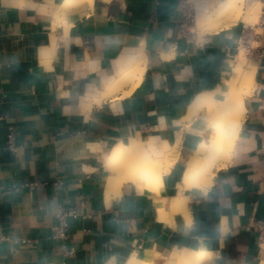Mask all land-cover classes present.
Segmentation results:
<instances>
[{"label": "crops", "instance_id": "1", "mask_svg": "<svg viewBox=\"0 0 264 264\" xmlns=\"http://www.w3.org/2000/svg\"><path fill=\"white\" fill-rule=\"evenodd\" d=\"M61 1L0 0V264H128L134 252L174 264L180 248L209 252L200 264H263V58L250 57L257 87L230 161L207 190H187L191 222L158 214L183 159L161 195L125 182L105 196L106 158L121 140L160 153L181 139L184 158L208 137L206 108L185 117L201 94L225 99L243 46L264 41V23L251 24L256 0L207 32L193 28L224 0H188L196 21L184 30L185 0H94L56 22ZM135 62L145 65L137 86L104 97L106 82ZM68 209L77 214L58 234Z\"/></svg>", "mask_w": 264, "mask_h": 264}, {"label": "bare ground", "instance_id": "2", "mask_svg": "<svg viewBox=\"0 0 264 264\" xmlns=\"http://www.w3.org/2000/svg\"><path fill=\"white\" fill-rule=\"evenodd\" d=\"M83 3L93 6L94 0H62L60 11L55 16L56 22H62L68 10ZM261 3H263L261 0H256L253 4L252 26L260 23ZM244 12L245 0H224L217 9L199 20L197 27L193 29L200 32L219 31L236 23ZM242 49L238 54L234 75L227 80L229 88L225 99L215 100L212 96L201 94L185 117L190 119L206 108L209 118L207 125L210 130L208 137L203 136L199 140V145L186 158L182 156L181 139L170 149L162 150L160 153H154L136 138L130 141L121 140L113 146L106 158L110 169L105 190L108 201L119 193L125 182H135L161 195V191L166 187L167 174L180 159H184L185 169L182 179L171 196L162 197L163 203L158 208V214L160 219L168 217L174 219L176 215H182L187 222H191L187 190L191 188L207 190L217 170L228 164L247 112L246 97L257 87V62L246 57ZM144 71L145 65L142 62H135L129 68L122 70L112 80L106 82L104 97L116 96L120 91H123L122 95L129 94L141 81ZM127 86H130V89L124 90ZM210 257L209 252L180 248L173 259L174 264H200ZM128 264L153 263L140 259L134 252Z\"/></svg>", "mask_w": 264, "mask_h": 264}, {"label": "built area", "instance_id": "3", "mask_svg": "<svg viewBox=\"0 0 264 264\" xmlns=\"http://www.w3.org/2000/svg\"><path fill=\"white\" fill-rule=\"evenodd\" d=\"M264 3V0H261ZM185 8H186V15L183 21L180 22V29L184 30L186 28H189L191 25H193L196 21V16L193 12V9L190 7V2L188 0H185ZM264 23V6L262 8V13H261V21L260 24L262 25ZM259 45L254 46L252 43L247 42L246 45L244 46L246 50V54L249 56H254V57H260L264 59V41L263 40H257ZM263 71H264V62H263ZM262 84L264 86V77L262 80ZM261 105L264 108V87L262 91V96H261ZM76 211L74 209H68L65 211H62L59 214V219H60V226L58 227V234H60L64 228L67 226V218L69 216L76 215ZM260 233L257 238V243L259 247L264 249V220L259 221L258 224Z\"/></svg>", "mask_w": 264, "mask_h": 264}, {"label": "rangeland", "instance_id": "4", "mask_svg": "<svg viewBox=\"0 0 264 264\" xmlns=\"http://www.w3.org/2000/svg\"><path fill=\"white\" fill-rule=\"evenodd\" d=\"M262 7H263V3H261V7H260V15H261V13H262ZM261 20V19H260ZM260 25V23H258L256 26H259ZM262 31V29H255V33H257V32H261ZM261 34V33H260ZM252 44L254 45V46H258L259 45V43H258V41L257 40H255V41H253L252 42ZM244 47V46H243ZM242 50H244V53H245V55H246V57H249V59H250V57L251 56H249V55H247L246 54V50H245V48L244 49H242ZM254 59V58H253ZM253 59H250V60H253ZM190 154V153H189ZM189 154H187L184 158H186V157H188V155ZM183 161H184V159H183ZM184 163H185V161H184Z\"/></svg>", "mask_w": 264, "mask_h": 264}, {"label": "snow or ice", "instance_id": "5", "mask_svg": "<svg viewBox=\"0 0 264 264\" xmlns=\"http://www.w3.org/2000/svg\"><path fill=\"white\" fill-rule=\"evenodd\" d=\"M188 139H190V140H191V139H193V138L189 137Z\"/></svg>", "mask_w": 264, "mask_h": 264}]
</instances>
